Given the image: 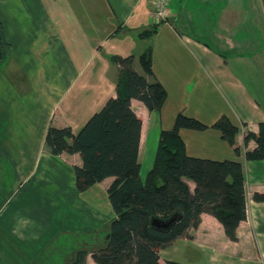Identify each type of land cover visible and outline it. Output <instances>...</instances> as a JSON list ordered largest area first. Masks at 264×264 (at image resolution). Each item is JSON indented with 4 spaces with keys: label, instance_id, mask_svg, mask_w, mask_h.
Returning a JSON list of instances; mask_svg holds the SVG:
<instances>
[{
    "label": "crops",
    "instance_id": "crops-1",
    "mask_svg": "<svg viewBox=\"0 0 264 264\" xmlns=\"http://www.w3.org/2000/svg\"><path fill=\"white\" fill-rule=\"evenodd\" d=\"M205 1L177 0L180 14L172 0L171 17L147 41L136 31L159 23L149 0H0V21L12 46L0 70V157L10 164L0 162V264H44L47 250L56 244L61 250V233L67 246L74 238L64 264H72L83 249L90 251L86 264H96L93 251L104 244L116 217L108 195L113 178L79 192L75 167L83 166L81 156H53L46 135L50 126L78 133L116 96L118 68L108 57L138 59L148 46L153 48L154 75L168 96L159 112L135 99L131 103L143 119V180L153 168L161 132L173 128L179 113L208 126L227 116L239 129L241 154L214 128L183 129L181 136L189 156L242 162L247 178L248 218L238 228L237 242L215 217L203 214L191 238L160 252L161 262L187 264L184 254L192 252V264H264V202L254 200L255 193H264V160L247 161L246 152L257 144L244 143L246 132L257 131L264 122V84L234 52L235 40L215 39L220 47L213 48L191 32L189 8L205 6ZM134 68L144 74L138 60Z\"/></svg>",
    "mask_w": 264,
    "mask_h": 264
},
{
    "label": "trees",
    "instance_id": "trees-1",
    "mask_svg": "<svg viewBox=\"0 0 264 264\" xmlns=\"http://www.w3.org/2000/svg\"><path fill=\"white\" fill-rule=\"evenodd\" d=\"M168 19L136 31L137 37L151 41ZM11 52L12 46L0 21V70L8 63ZM108 59L118 68L116 96L78 133L71 127L50 126L45 140L53 156H81L83 166L75 167L79 192L113 178L108 195L116 217L107 228L104 244L93 251L95 263L163 264L160 252L180 239L191 238L190 232L199 228L203 214L215 217L226 236L237 242L238 228L248 218L243 163L189 156L181 131L217 129L235 152L241 154L242 147L236 141L239 129L225 115L208 126L197 118L177 114L173 128L161 132L153 168L143 180L139 163L143 119L134 112L131 103L135 99L149 111L159 112L167 101V91L154 75L151 46L138 59L117 55ZM137 60L144 74L135 70ZM250 141H255L257 146L246 152V160L263 161L264 122L257 131L246 132L245 145ZM186 180L195 184L194 190ZM254 200L264 202V193H255ZM154 218L174 221L167 229H158L152 225ZM88 254V250H78L72 264H86Z\"/></svg>",
    "mask_w": 264,
    "mask_h": 264
},
{
    "label": "rangeland",
    "instance_id": "rangeland-1",
    "mask_svg": "<svg viewBox=\"0 0 264 264\" xmlns=\"http://www.w3.org/2000/svg\"><path fill=\"white\" fill-rule=\"evenodd\" d=\"M173 3L174 8H178L181 14L182 9L177 7V0H173ZM150 5L152 0H149ZM204 5L194 4L189 8V16L193 20V24L190 23L191 32L202 37L213 48L220 47L215 39L224 37L226 40H235L238 46L234 52L242 55L246 65L256 71L258 82L264 84V0H206ZM199 7L200 10H197ZM221 48L225 53L228 52L225 47ZM242 74L245 79L250 78L243 71ZM0 162L10 166L4 157H0ZM59 236L61 250L58 249V244L55 250H47L43 258L44 264L49 261L53 264H64L65 256L71 253L74 238L67 246L65 235L61 233ZM184 256L187 264L194 263L195 253L187 252Z\"/></svg>",
    "mask_w": 264,
    "mask_h": 264
},
{
    "label": "built area",
    "instance_id": "built-area-1",
    "mask_svg": "<svg viewBox=\"0 0 264 264\" xmlns=\"http://www.w3.org/2000/svg\"><path fill=\"white\" fill-rule=\"evenodd\" d=\"M171 0H152L150 8L158 22L166 21L170 17L169 6Z\"/></svg>",
    "mask_w": 264,
    "mask_h": 264
},
{
    "label": "water",
    "instance_id": "water-1",
    "mask_svg": "<svg viewBox=\"0 0 264 264\" xmlns=\"http://www.w3.org/2000/svg\"><path fill=\"white\" fill-rule=\"evenodd\" d=\"M173 221L174 219H170L168 221H161L157 218H154L152 220V225L158 229H167L172 224Z\"/></svg>",
    "mask_w": 264,
    "mask_h": 264
}]
</instances>
